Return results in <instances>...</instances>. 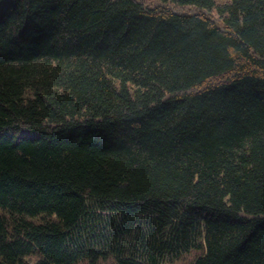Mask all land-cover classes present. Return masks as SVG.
Listing matches in <instances>:
<instances>
[{"label": "trees", "instance_id": "1", "mask_svg": "<svg viewBox=\"0 0 264 264\" xmlns=\"http://www.w3.org/2000/svg\"><path fill=\"white\" fill-rule=\"evenodd\" d=\"M156 1L0 0V264H264V0Z\"/></svg>", "mask_w": 264, "mask_h": 264}, {"label": "rangeland", "instance_id": "2", "mask_svg": "<svg viewBox=\"0 0 264 264\" xmlns=\"http://www.w3.org/2000/svg\"><path fill=\"white\" fill-rule=\"evenodd\" d=\"M147 3L153 5L155 4L157 1L156 0H145ZM198 251H190L186 254H184L181 259H176L170 262H161L159 264H188L190 259L193 258V256L197 253ZM37 258L36 254H30L28 256H26V259L28 260V262H33L35 259ZM111 259H108L106 262H102L101 264H111ZM75 264H85L84 261H78Z\"/></svg>", "mask_w": 264, "mask_h": 264}]
</instances>
